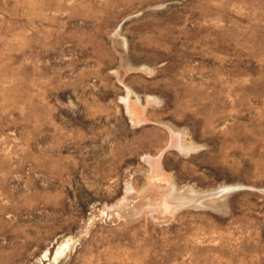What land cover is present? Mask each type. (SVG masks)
<instances>
[{
  "label": "rangeland",
  "instance_id": "1",
  "mask_svg": "<svg viewBox=\"0 0 264 264\" xmlns=\"http://www.w3.org/2000/svg\"><path fill=\"white\" fill-rule=\"evenodd\" d=\"M0 264H264V0H0Z\"/></svg>",
  "mask_w": 264,
  "mask_h": 264
},
{
  "label": "bare ground",
  "instance_id": "2",
  "mask_svg": "<svg viewBox=\"0 0 264 264\" xmlns=\"http://www.w3.org/2000/svg\"><path fill=\"white\" fill-rule=\"evenodd\" d=\"M152 161V160H151Z\"/></svg>",
  "mask_w": 264,
  "mask_h": 264
}]
</instances>
